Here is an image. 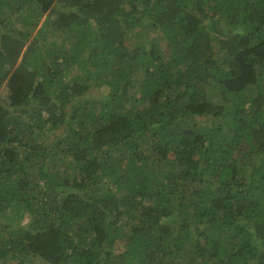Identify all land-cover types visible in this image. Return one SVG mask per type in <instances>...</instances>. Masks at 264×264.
Masks as SVG:
<instances>
[{
	"label": "trees",
	"instance_id": "trees-1",
	"mask_svg": "<svg viewBox=\"0 0 264 264\" xmlns=\"http://www.w3.org/2000/svg\"><path fill=\"white\" fill-rule=\"evenodd\" d=\"M0 264H264V0H0Z\"/></svg>",
	"mask_w": 264,
	"mask_h": 264
}]
</instances>
